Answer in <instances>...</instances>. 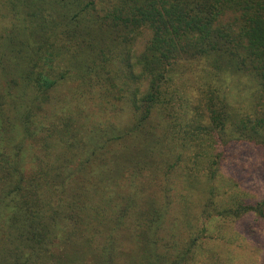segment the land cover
I'll return each mask as SVG.
<instances>
[{
	"label": "trees",
	"instance_id": "trees-1",
	"mask_svg": "<svg viewBox=\"0 0 264 264\" xmlns=\"http://www.w3.org/2000/svg\"><path fill=\"white\" fill-rule=\"evenodd\" d=\"M15 1L17 5H23L33 0ZM39 1L48 3L50 0ZM54 2L55 9L46 17L45 27L48 26V29L45 37L48 39L45 44L41 42L36 48V41L25 40L19 29L13 30L4 41L0 40V120L6 122L13 119L12 125L7 126L3 134L15 131L18 127L16 123L20 121L27 136L35 134L33 127L38 119V107L52 98L50 90H54L62 80L61 77L55 82L51 81L40 90L33 83L38 63L35 54L40 57L41 53L46 60L49 50L46 47L52 45L53 41L63 35L85 40L83 32H92V26L96 24L103 26L121 21L129 25L124 34L126 38L132 37L136 41L145 34L148 37L144 50L131 53L134 60L127 56L124 61L127 67L124 71L129 80L123 81L126 89L119 87L121 92L124 91V99L127 97V108L134 120L133 129L123 132L120 136L123 140L120 142L119 136L117 139L109 136L108 129L96 128L100 127L99 122L93 125L96 126L94 128H86L83 145L91 146L87 156L110 153L118 158L121 152L130 148L132 140L127 137L134 132L141 138H145L147 133L152 137L154 131L151 118L155 111L159 115L162 113L158 112L161 109H157L159 104L168 102L167 87L172 86L178 73L187 65L195 61L202 64L201 61H204L206 65L202 64L203 70L209 78L208 89L200 96L201 112H194L189 119L182 121L179 129L172 125L170 127L169 132L180 136L170 147L167 144L170 158L162 159L155 153L156 161L149 164L150 167L140 165L138 173H130L126 166H121L118 168L121 178L114 186L105 189L103 184H99V188L88 191L91 200L97 203H91L88 212V221L94 230L93 237H103L101 234L107 232L104 242H94L97 250L96 264H189L194 259L199 246L198 239L203 237L207 228H200L198 234L193 235L199 227L192 225L187 210H184L183 218H173L175 208L168 180L174 170L171 173L160 171L161 164L167 170L182 163H191L196 168L198 178L194 183H204L206 186L202 187V218L219 217L227 223L249 215L263 219L264 198L255 202L244 193V196L230 195L222 201L220 175L225 155L236 142L246 140L264 148V0H87L86 4L83 0ZM96 5L105 13L99 11L93 14L91 8ZM50 38H53L52 42ZM61 49H57V56L63 55ZM52 54L55 53H50L48 58ZM111 55L116 59L121 58L119 54L117 57ZM98 59V56H92L93 61ZM241 73L252 77L258 85L256 94L263 95L261 100H258V95L255 96V113L238 121L229 90L224 83ZM87 76V73L83 74V78L87 79ZM116 78L121 81L122 75L118 72ZM87 80L95 81L93 77ZM4 86L5 90L2 89ZM94 86L93 83L88 85L92 87L91 94ZM15 89L16 94L13 96ZM90 91H86V94L89 95ZM28 93L32 94L29 97L30 104L24 109ZM186 97L184 101L187 104L189 97ZM94 100L91 96L90 101ZM187 115L185 112L184 119ZM161 117L164 119L162 114ZM154 134L157 137L169 136L166 127L160 134ZM54 144L57 146L56 140ZM190 151L194 153L189 159ZM66 169L70 170L69 167ZM109 170L112 171L111 168ZM17 172L23 174L20 169ZM2 180L0 177V182ZM116 187L119 192H115ZM17 189L18 186L14 185L4 191L0 220L6 216L7 209L11 208ZM56 216L58 213L52 216L54 231L60 229ZM185 228H189L190 235H187L186 240L183 235ZM119 232H123L129 241L134 254L131 261L127 260L117 242ZM42 238L36 242L41 244ZM47 246L44 244V247ZM11 256L16 257L13 260L16 262L18 255ZM26 263L34 264L30 256L14 264Z\"/></svg>",
	"mask_w": 264,
	"mask_h": 264
},
{
	"label": "rangeland",
	"instance_id": "rangeland-1",
	"mask_svg": "<svg viewBox=\"0 0 264 264\" xmlns=\"http://www.w3.org/2000/svg\"><path fill=\"white\" fill-rule=\"evenodd\" d=\"M83 1L87 3V0ZM54 6V0L48 3L33 0L23 5H17L15 0H0V40L4 41L13 30L19 29L25 40L36 41V48L41 42L45 44L48 39L45 37L48 29V26L45 27L46 17L55 9ZM99 11L105 13L99 5L91 8L93 14ZM127 27L129 25L121 21L103 26L96 24L92 26V32H83L85 40L65 35L55 41L50 38L54 44L48 45L46 50L50 47L54 49L48 50L46 60L41 53L40 57L35 54L38 63L33 83L40 90L51 81L61 77L62 80L54 90H50L52 98L38 107V119L33 127L36 133L32 136H27L20 120L16 123L18 131L3 134L4 129L12 125L13 119L10 117L11 120L6 122L0 120V177L3 178L0 182V205L4 200V191L18 186L11 208L0 220V264L25 261L29 256L34 264H96L94 242H104L107 232L101 234L103 237H93L88 212L94 202L88 191L99 188V184H103L105 189L114 186L121 178L118 171L121 166H126L130 173H138L140 165L150 167L149 164L156 161L155 153L162 159L170 158L167 144L170 147L180 138L169 132L171 125L179 129L182 121L189 119L194 112H201L200 96L208 89L209 78L203 70L206 63L201 61L202 65L195 61L178 73L172 86L167 87L168 102L159 104L157 109H161L158 112H162L164 119L156 111L151 118L152 137L147 133L145 138H141L134 132L127 137L132 140L130 148L121 152L118 158L110 153L87 156L91 146L83 145L86 128H94L96 126L93 125L99 122L100 127L96 128L108 129L109 136L115 139L119 136L120 142L123 132L133 129L134 120L127 108V97L124 99L122 96L126 89L123 81L129 80L124 71L127 69L124 61L127 56L134 60L131 53L144 50L148 34L134 41L132 37L124 36ZM59 47L63 51L61 56H57ZM50 53L55 54L48 58ZM111 53L116 57L119 54L121 58L116 59ZM92 56L99 59L93 61ZM118 72L122 75L121 81L116 78ZM84 73L95 81L87 80L88 76L83 78ZM229 80L224 85L229 90L239 121L255 113V96L258 95V100H261L263 93L256 94L258 85L246 73ZM90 83L95 85L93 94L90 91L92 87H88ZM86 91L90 94L87 95ZM13 93L15 96L16 89ZM31 95L28 93L26 96L29 100L25 99L24 109L30 104ZM91 96L97 103L90 101ZM186 96L189 97L187 104L184 101ZM185 112L188 115L184 119ZM165 127L169 136H155L154 133L160 134ZM263 151L260 144L246 140H240L230 148L222 162L220 175L222 201L233 194H246L255 202L264 198ZM193 153L189 152V159ZM160 167L163 172L174 170L168 180L175 208L173 218H183L184 210H187L192 225L199 227L193 235H197L200 228H207L203 237L198 239L196 255L189 264H264V218L249 215L229 223L219 217L202 218V187L206 186L194 183L198 178L196 168L191 163H182L171 170L164 169L163 164ZM17 169L23 174H19ZM193 184L198 187H193ZM116 188L115 192H119ZM54 213H58V231L52 230ZM100 224L104 227L103 223ZM188 231L189 228H185L183 232L185 240ZM118 236V244L127 260L131 261L134 254L129 241L123 232H119ZM38 238H42L41 244L36 242ZM44 244L48 246L44 247ZM13 254L18 255L16 262L13 261L16 257L11 256Z\"/></svg>",
	"mask_w": 264,
	"mask_h": 264
}]
</instances>
